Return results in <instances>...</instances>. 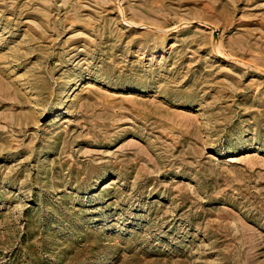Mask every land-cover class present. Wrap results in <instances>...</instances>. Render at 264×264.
Here are the masks:
<instances>
[{"label": "rangeland", "instance_id": "obj_1", "mask_svg": "<svg viewBox=\"0 0 264 264\" xmlns=\"http://www.w3.org/2000/svg\"><path fill=\"white\" fill-rule=\"evenodd\" d=\"M0 264H264V0H0Z\"/></svg>", "mask_w": 264, "mask_h": 264}]
</instances>
